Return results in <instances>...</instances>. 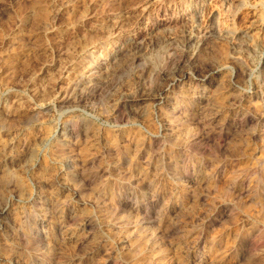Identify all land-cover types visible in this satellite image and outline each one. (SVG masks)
I'll return each instance as SVG.
<instances>
[{
	"label": "rangeland",
	"instance_id": "obj_1",
	"mask_svg": "<svg viewBox=\"0 0 264 264\" xmlns=\"http://www.w3.org/2000/svg\"><path fill=\"white\" fill-rule=\"evenodd\" d=\"M0 141V264H264V0H0Z\"/></svg>",
	"mask_w": 264,
	"mask_h": 264
},
{
	"label": "bare ground",
	"instance_id": "obj_2",
	"mask_svg": "<svg viewBox=\"0 0 264 264\" xmlns=\"http://www.w3.org/2000/svg\"><path fill=\"white\" fill-rule=\"evenodd\" d=\"M201 10H205L204 8H202L201 9V7H198V6H196V7H194L193 9H192V14H191V19H190V21H191V24H192V26H195V24L197 23V21H199V18H201V16H198L199 15V13L201 12ZM214 23H215V21H217L218 20V17L217 16H215L214 17ZM199 26V25H198ZM197 27V26H196ZM207 31V30H206ZM101 33V32H100ZM214 33V32H213ZM251 35V34H250ZM42 38V37H41ZM214 42V41H213ZM188 46V45H187ZM192 47V46H191ZM121 52V51H120ZM188 60V59H187ZM118 61V60H117ZM142 62H144V61H142ZM99 64V63H98ZM151 65V64H150ZM101 67V66H100ZM151 67V66H150ZM116 69V68H115ZM118 69V68H117ZM147 69V68H146ZM96 71V70H95ZM124 71V70H123ZM101 74H103V73H101ZM119 74V73H118ZM100 75V74H99ZM95 76V75H94ZM169 78V77H168ZM112 81V80H111ZM169 81V80H168ZM102 82V81H101ZM140 83V82H139ZM138 83V84H139ZM99 84H100V82H99ZM102 85V84H101ZM110 85V84H109ZM84 86V85H83ZM85 86H89V85H85ZM85 86H84V88H85ZM90 88H91V86H89ZM103 87V86H102ZM95 90V89H94ZM78 92V91H77ZM92 92H93V90H92ZM163 92V91H162ZM149 95V94H148ZM166 95V94H165ZM74 96V95H73ZM150 96V95H149ZM163 96V95H162ZM138 98V97H137ZM143 98V97H142ZM141 98V99H142ZM118 99V98H117ZM130 99H131V97H130ZM165 101H167V102H171V101H173V98H172V96H170V94L165 98ZM135 104V103H134ZM115 106V105H114ZM146 107V106H145ZM141 109V108H140ZM172 116V115H171ZM173 118V117H172ZM13 130V129H12ZM169 136V135H168ZM13 137V136H12ZM3 138V137H2ZM3 141V140H2ZM1 142V141H0ZM17 142V141H16ZM6 144V143H5ZM10 146V145H9ZM11 147V146H10ZM111 147H112V145H111ZM4 148V147H3ZM1 149V148H0ZM5 149V148H4ZM13 149V148H12ZM11 149V150H12ZM89 151V150H88ZM8 151L6 150V153H7ZM17 153V152H16ZM10 157V156H9ZM71 158V157H70ZM69 158V159H70ZM67 163H71L72 162V160L70 159V160H68L67 159V161H66ZM91 166V165H90ZM75 172V171H74ZM21 173V172H20ZM19 175V174H18ZM6 177V176H5ZM10 178H12V177H10ZM13 179V178H12ZM14 180V179H13ZM3 181H5V180H3ZM135 184V183H134ZM73 196V195H72ZM62 212V211H61ZM89 213V212H88ZM80 214V213H79ZM74 216V215H73ZM75 217V216H74ZM78 217V216H77ZM56 220V219H55ZM58 222H60V221H58ZM67 223V222H66ZM90 223H92V222H90ZM89 223V224H90ZM66 225V224H65ZM75 227V226H74ZM68 231V230H67ZM62 233V232H61ZM73 233H71L70 235H72ZM80 240H81V238H80ZM83 241V240H82ZM84 242V241H83ZM49 245V244H48ZM85 246V245H84ZM83 246V247H84ZM56 247V246H55ZM62 247V246H61ZM90 252V251H89ZM6 257V256H5ZM152 259V258H151Z\"/></svg>",
	"mask_w": 264,
	"mask_h": 264
}]
</instances>
